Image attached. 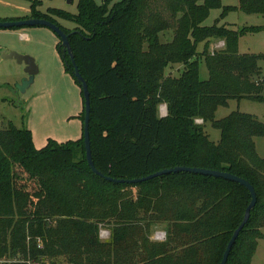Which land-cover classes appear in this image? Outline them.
I'll list each match as a JSON object with an SVG mask.
<instances>
[{
    "label": "trees",
    "instance_id": "16d2710c",
    "mask_svg": "<svg viewBox=\"0 0 264 264\" xmlns=\"http://www.w3.org/2000/svg\"><path fill=\"white\" fill-rule=\"evenodd\" d=\"M112 1L79 0L77 14H43L34 0L30 17L49 20L69 35L89 86L96 168L119 180L175 167L247 180L258 201L227 264H253L264 239V158L255 142L264 137V123L241 112L222 120L215 115L230 100L264 102V56L238 50L241 37L264 27L221 24L231 12L264 15V0ZM213 10H222L221 18L206 26ZM57 18L76 27L65 29ZM215 41H225L226 48L211 53ZM59 47L74 76L61 42ZM201 58L207 81L200 79ZM175 65L182 66L178 74H167ZM81 93L84 98L82 87ZM162 105L166 116L160 115ZM197 120L221 131L218 144ZM251 200L238 183L192 173L115 184L90 169L84 134L66 143L49 140L38 150L31 131L12 124L0 130V264H221ZM102 227L111 233L107 242ZM159 227L164 242L151 240Z\"/></svg>",
    "mask_w": 264,
    "mask_h": 264
},
{
    "label": "rangeland",
    "instance_id": "374dc122",
    "mask_svg": "<svg viewBox=\"0 0 264 264\" xmlns=\"http://www.w3.org/2000/svg\"><path fill=\"white\" fill-rule=\"evenodd\" d=\"M34 0H0V21H16L31 17L32 2ZM41 3L39 12L46 14L50 9H58L70 14L78 13L79 0H37ZM124 0H113L111 6ZM101 5L103 0H96ZM236 4L235 1H225ZM222 10H213L205 25H213L220 19ZM63 28L73 30L76 25L72 22L57 18ZM227 23L236 30L253 27H264V15L246 14L242 11L229 13L221 24ZM26 36L23 37L25 34ZM172 33H167L165 40H170ZM61 39L51 29L43 26L26 27L19 29L0 30V53L15 52L32 57L39 67L33 85L26 91H17V85L27 77L25 64L20 65L16 60L0 62V130L10 124L20 130L32 132L36 149L47 146L49 140L58 143L77 141L84 134V98L81 87L73 74L68 70L67 62L60 51ZM226 48L225 41H215L210 46L211 53ZM204 44L199 45L201 53ZM242 55L264 56V30L247 34L240 38L238 45ZM264 79V59L259 61ZM180 65L171 66L167 74H178ZM199 75L202 81L210 78L209 69L204 58L199 60ZM264 96V92H263ZM234 112H241L255 116L264 123V102H255L248 99L230 100L228 106L220 107L216 112V119L222 120ZM165 105L160 107V115L165 116ZM198 121V120H197ZM204 132L210 140L218 144L221 140V131L215 129L211 123H203ZM259 156L264 158V137L255 139ZM138 189H134L135 195ZM264 233V229H263ZM109 229L101 228V239L107 242L110 239ZM166 232L162 227L153 230L151 240L164 242ZM62 259H55V264H62ZM45 264H50L46 261ZM253 264H264V239L260 240L259 247L253 259Z\"/></svg>",
    "mask_w": 264,
    "mask_h": 264
},
{
    "label": "water",
    "instance_id": "95a60500",
    "mask_svg": "<svg viewBox=\"0 0 264 264\" xmlns=\"http://www.w3.org/2000/svg\"><path fill=\"white\" fill-rule=\"evenodd\" d=\"M69 3H72L73 0H68ZM35 26H43L51 29L54 33L58 35V37L61 39L62 47L64 50V53H66L69 56V59L74 67V76L77 79L78 83L81 85L82 90L84 92V98H85V120H84V142H85V149H86V158L87 162L89 164L90 169L92 172L101 177L105 178L108 181L115 183V184H140L143 182H147L162 176L170 175V174H177V173H192V174H199L203 176H210L215 178H221L227 181L238 183L242 186H244L251 195V203L248 206L244 220L240 227L235 231V233L232 236V239L230 240L228 247L225 251V254L223 256L221 264H227L230 254L233 250V247L243 229L248 224L251 213L255 209L258 201L257 193L254 188V186L248 182L247 180L240 178L238 176L232 175L227 172H221V171H215V170H207V169H200V168H190V167H175L171 169H166L163 171H159L157 173H154L152 175L139 178V179H113L110 177L104 176L102 172H100L96 166L95 162L93 160V154H92V146H91V137H90V122H91V99H90V92H89V86L85 78L82 76L79 67L76 64L75 56L69 41V35H67L58 25L55 23L46 20V19H40V18H28L23 20H16V21H0V30H9V29H19V28H26V27H35ZM63 58H65V54H63ZM6 60H16L20 65L25 64L26 69L25 72L27 74V77L22 80L20 84L17 85V91L26 92L34 83L35 76L39 73V67L36 64L35 60L27 55H21L17 54L15 52L7 53L6 51H2L0 53V62L6 61Z\"/></svg>",
    "mask_w": 264,
    "mask_h": 264
},
{
    "label": "built area",
    "instance_id": "2783aa9c",
    "mask_svg": "<svg viewBox=\"0 0 264 264\" xmlns=\"http://www.w3.org/2000/svg\"><path fill=\"white\" fill-rule=\"evenodd\" d=\"M166 115H167V113H166ZM197 123L201 124V121L198 120ZM165 238H166V236H165ZM39 247L42 248V243H40ZM27 264H42V263L41 262L27 261Z\"/></svg>",
    "mask_w": 264,
    "mask_h": 264
},
{
    "label": "crops",
    "instance_id": "0c3cea01",
    "mask_svg": "<svg viewBox=\"0 0 264 264\" xmlns=\"http://www.w3.org/2000/svg\"><path fill=\"white\" fill-rule=\"evenodd\" d=\"M25 34V33H24ZM26 36V34L23 36V37H25Z\"/></svg>",
    "mask_w": 264,
    "mask_h": 264
}]
</instances>
